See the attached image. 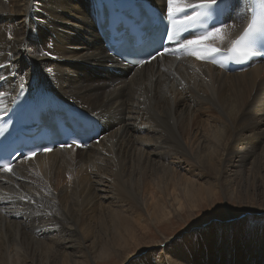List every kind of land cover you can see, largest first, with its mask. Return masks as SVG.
Wrapping results in <instances>:
<instances>
[{
	"label": "bare ground",
	"instance_id": "1",
	"mask_svg": "<svg viewBox=\"0 0 264 264\" xmlns=\"http://www.w3.org/2000/svg\"><path fill=\"white\" fill-rule=\"evenodd\" d=\"M149 1L166 11L165 0ZM225 3L232 8L225 23L233 25L228 39H234L246 25L242 17H250L251 0ZM234 3L239 7L234 9ZM31 17L44 21L56 34L54 40L47 39L45 47L38 48L33 40ZM93 19L90 0H0V91L5 93L0 97V121L8 111L9 115L14 112L13 104L32 87L34 76L35 85L43 83L93 115L100 127L99 137L87 147L62 145L15 160L10 165L12 172L0 168V264H67L66 256L79 259L96 250L105 254L109 241L84 242L105 220L110 222V231L133 238L138 228L133 224L135 218L138 226L146 227L145 218H140V181L131 176L141 148L143 162L149 166L141 170L142 185L155 187L156 193L146 204L153 223L156 217L170 213L165 199L169 184L180 187L181 198L190 199L203 177L216 186L227 165L234 166V182L240 181L246 162L264 171V145L260 143L264 138V63L226 71V40L215 42L224 50L215 55L216 64L185 51L180 56L166 51L129 67L106 53ZM57 35L81 50H67ZM89 43L90 48L85 46ZM42 51L51 55L42 56ZM61 58L78 62L59 63ZM32 59L47 68H29ZM202 116L208 118V126L202 124L206 129L201 126ZM198 128L207 131L200 132L194 145ZM170 157L187 167L179 165V172L172 175ZM149 169L154 175L150 174V180ZM209 245L201 238L202 264ZM221 245V241L216 244ZM178 248L168 251L164 263L159 261L185 264ZM247 255L234 249L232 264L246 263ZM254 260L259 264L258 255Z\"/></svg>",
	"mask_w": 264,
	"mask_h": 264
},
{
	"label": "rangeland",
	"instance_id": "2",
	"mask_svg": "<svg viewBox=\"0 0 264 264\" xmlns=\"http://www.w3.org/2000/svg\"><path fill=\"white\" fill-rule=\"evenodd\" d=\"M30 20L33 24V40L38 45V48L45 47L48 38L51 37L54 40L56 34L47 29L44 21L39 22L34 17H31ZM60 41L67 50L74 52L81 50V48L72 45L67 40L60 38ZM85 46L90 48L92 44H85ZM64 61L65 59L61 58V62L59 63ZM65 62L73 64L77 63L78 60L69 59ZM31 67L37 69L47 68L40 64L37 59L30 61L29 68ZM53 85L59 90L54 81ZM199 119L202 127L203 125L208 126L207 116L199 117ZM203 128L195 129V136L192 138L194 145H197L200 132L203 134L206 129L203 130ZM199 129L201 131H198ZM182 141L184 144L186 143L185 145H189L185 137H182ZM260 143L264 145V138L260 139ZM141 151L142 148L136 152V159L133 164L136 169L132 171L131 176L133 180L135 179L134 181L138 183L140 181L139 197L143 207V213L141 212L140 218H145L143 219V223H146L144 224L146 227L142 228L140 223L138 226L135 218L133 224H136L135 227L138 228L134 233V237L131 238L127 234L110 231V222L105 220L106 223L108 222V225L104 222L103 225L96 226L94 232H92V236L84 242L88 245L94 239L98 243L104 240L109 241L110 246H108L109 250H107V253H100L96 250V252L92 251L91 256L87 255L88 257H79V259L75 257H71L70 259L69 256H66L68 257L66 258L67 264H145L148 261L151 264H163L164 259L167 258L168 251L174 247H179L178 249L184 254L185 264L187 262H190L188 264H202L203 250L199 247L201 238H205L210 244L209 247L205 248L206 261L204 260V264H232L230 258L234 249L241 252L245 251L248 254L245 260L246 263L243 264H254L255 255H258L260 259L259 264H264V171H261V166L257 169L252 166L251 162H246L240 175L241 177H239V179L241 178L240 181L234 182V175H232L234 166L227 165L222 170L220 182L216 186L211 185V180L209 181L206 177H203L205 178L201 180L203 183L200 181V184H197V188L196 186L194 187L196 189L195 194H192L190 199L188 197L181 198V194L178 191L180 187L169 184L165 199L170 204V213L168 215L164 213L159 218L156 217L153 223L150 219L151 217L147 214L146 204L150 200H153L155 195L153 196L152 194L156 193L155 187L142 185L141 173L144 166L148 165L143 162L142 158L144 156ZM259 152L260 150H258ZM259 154L257 157L261 158V153ZM22 162L24 163V161ZM140 162L143 163L141 164ZM259 162H263V160L260 159ZM169 165L172 168V175L179 172V165H182L184 168L187 167L185 162L175 161L173 157L169 158ZM257 165H260V163H257ZM147 174L149 179L150 174H153L152 170L150 171L149 169ZM150 177H154V175ZM226 181H228L227 184ZM148 217L150 218L148 219ZM140 237L144 240L140 243L136 242L135 240L138 241ZM227 237H230V239L226 240ZM219 241L222 244L220 248L216 246ZM172 250L175 252V249ZM56 252L61 258L63 257L61 255L63 253L62 250L57 249ZM125 258L128 259L123 262ZM161 259L163 263L159 261Z\"/></svg>",
	"mask_w": 264,
	"mask_h": 264
},
{
	"label": "snow or ice",
	"instance_id": "3",
	"mask_svg": "<svg viewBox=\"0 0 264 264\" xmlns=\"http://www.w3.org/2000/svg\"><path fill=\"white\" fill-rule=\"evenodd\" d=\"M228 7L225 0H165V8L170 24L177 26V32L171 29L168 32V40L173 41L178 35L182 34L180 29L188 32L190 29L203 28L204 31L199 35L192 33L193 38L185 39L180 47L185 53L196 57L198 60H210L211 63H218L215 59L216 54H220L223 49L215 46L216 41L224 42L227 40V53L229 59H234L235 62L241 63L244 60L256 55L254 45L259 43L264 47V0L256 5V15L252 17L244 16L242 19L246 21V26L243 27L241 33L234 39H228L229 30L233 25H228L223 22L219 26L209 28L207 20L212 19L214 12H222ZM239 7L238 3L233 4V8ZM178 17H180L178 21ZM11 38V37H9ZM50 47V46H49ZM167 51V50H165ZM42 56H50L51 53L42 51L39 53ZM164 53H158L163 55ZM155 57H153L154 59ZM221 66H223L221 64ZM0 79H3L0 76ZM5 95L0 91V97ZM73 143H76L73 141ZM70 147V146H69ZM44 151H52V149H44ZM36 153H29V157H34ZM3 169L7 172H12L9 165H4Z\"/></svg>",
	"mask_w": 264,
	"mask_h": 264
}]
</instances>
